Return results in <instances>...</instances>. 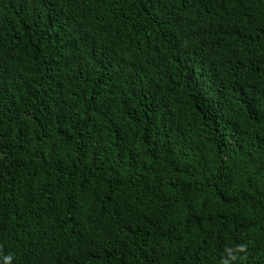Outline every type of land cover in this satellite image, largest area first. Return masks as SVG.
I'll list each match as a JSON object with an SVG mask.
<instances>
[{"label":"trees","instance_id":"1","mask_svg":"<svg viewBox=\"0 0 264 264\" xmlns=\"http://www.w3.org/2000/svg\"><path fill=\"white\" fill-rule=\"evenodd\" d=\"M0 264H264V0H0Z\"/></svg>","mask_w":264,"mask_h":264}]
</instances>
